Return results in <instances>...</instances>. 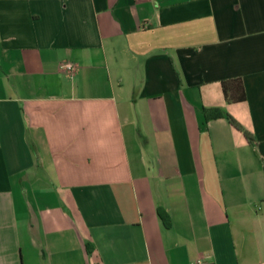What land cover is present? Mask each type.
<instances>
[{
    "label": "crops",
    "instance_id": "0c3cea01",
    "mask_svg": "<svg viewBox=\"0 0 264 264\" xmlns=\"http://www.w3.org/2000/svg\"><path fill=\"white\" fill-rule=\"evenodd\" d=\"M0 264H264V0H0Z\"/></svg>",
    "mask_w": 264,
    "mask_h": 264
},
{
    "label": "trees",
    "instance_id": "16d2710c",
    "mask_svg": "<svg viewBox=\"0 0 264 264\" xmlns=\"http://www.w3.org/2000/svg\"><path fill=\"white\" fill-rule=\"evenodd\" d=\"M222 91L224 94V97L227 102L229 103H236V102H242L245 100L246 94H245V89L243 86V82L241 79H231V80H226L222 82ZM209 112H212V115H208ZM206 113V119H217L222 116H224L218 109H212V110H205ZM226 118L230 122V124L238 129L239 131H242L244 136L250 141L251 137L250 135L243 131L241 126L234 120L232 119L229 115H226Z\"/></svg>",
    "mask_w": 264,
    "mask_h": 264
},
{
    "label": "built area",
    "instance_id": "2783aa9c",
    "mask_svg": "<svg viewBox=\"0 0 264 264\" xmlns=\"http://www.w3.org/2000/svg\"><path fill=\"white\" fill-rule=\"evenodd\" d=\"M60 69L66 71L68 74H70V76H72L75 70V66L72 63L67 62V63L61 64Z\"/></svg>",
    "mask_w": 264,
    "mask_h": 264
},
{
    "label": "rangeland",
    "instance_id": "374dc122",
    "mask_svg": "<svg viewBox=\"0 0 264 264\" xmlns=\"http://www.w3.org/2000/svg\"><path fill=\"white\" fill-rule=\"evenodd\" d=\"M32 193L38 194L39 192H28V198L32 195ZM29 201H31V198H29Z\"/></svg>",
    "mask_w": 264,
    "mask_h": 264
}]
</instances>
